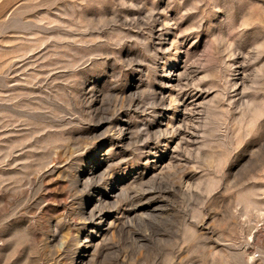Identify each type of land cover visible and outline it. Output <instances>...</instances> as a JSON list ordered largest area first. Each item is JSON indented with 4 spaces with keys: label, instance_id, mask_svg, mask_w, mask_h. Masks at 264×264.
Wrapping results in <instances>:
<instances>
[{
    "label": "rangeland",
    "instance_id": "rangeland-1",
    "mask_svg": "<svg viewBox=\"0 0 264 264\" xmlns=\"http://www.w3.org/2000/svg\"><path fill=\"white\" fill-rule=\"evenodd\" d=\"M0 264H264V0H0Z\"/></svg>",
    "mask_w": 264,
    "mask_h": 264
}]
</instances>
